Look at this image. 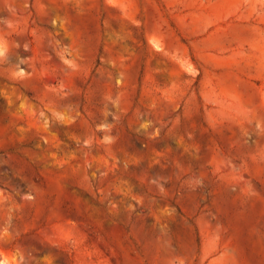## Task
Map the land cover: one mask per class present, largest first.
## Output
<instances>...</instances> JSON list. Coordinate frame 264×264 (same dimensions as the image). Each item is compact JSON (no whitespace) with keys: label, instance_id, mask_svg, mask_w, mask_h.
<instances>
[{"label":"rangeland","instance_id":"rangeland-1","mask_svg":"<svg viewBox=\"0 0 264 264\" xmlns=\"http://www.w3.org/2000/svg\"><path fill=\"white\" fill-rule=\"evenodd\" d=\"M0 264H264V0H0Z\"/></svg>","mask_w":264,"mask_h":264}]
</instances>
